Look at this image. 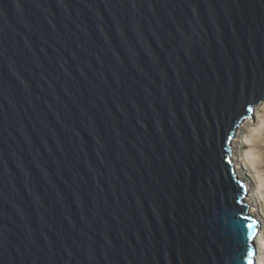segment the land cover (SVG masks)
<instances>
[{
	"label": "water",
	"instance_id": "1",
	"mask_svg": "<svg viewBox=\"0 0 264 264\" xmlns=\"http://www.w3.org/2000/svg\"><path fill=\"white\" fill-rule=\"evenodd\" d=\"M261 103L264 0H0V264H257Z\"/></svg>",
	"mask_w": 264,
	"mask_h": 264
},
{
	"label": "rangeland",
	"instance_id": "2",
	"mask_svg": "<svg viewBox=\"0 0 264 264\" xmlns=\"http://www.w3.org/2000/svg\"><path fill=\"white\" fill-rule=\"evenodd\" d=\"M244 122L233 147L239 175L249 187L251 212L260 223L259 264H264V103L257 105L253 117Z\"/></svg>",
	"mask_w": 264,
	"mask_h": 264
},
{
	"label": "snow or ice",
	"instance_id": "3",
	"mask_svg": "<svg viewBox=\"0 0 264 264\" xmlns=\"http://www.w3.org/2000/svg\"><path fill=\"white\" fill-rule=\"evenodd\" d=\"M248 111H252L251 108L248 109ZM251 219V218H247ZM256 226V221L252 220L248 225H247V239H246V255L247 257H253L254 256V250L251 246V241L254 239V232L253 229ZM249 264H253L252 260H249Z\"/></svg>",
	"mask_w": 264,
	"mask_h": 264
},
{
	"label": "bare ground",
	"instance_id": "4",
	"mask_svg": "<svg viewBox=\"0 0 264 264\" xmlns=\"http://www.w3.org/2000/svg\"><path fill=\"white\" fill-rule=\"evenodd\" d=\"M246 122V121H245ZM244 122V123H245ZM247 123V122H246ZM241 128V127H240ZM239 169V167H237V163H235V169H236V171H237V173H239V171H238V169ZM246 184V183H245ZM246 186H247V184H246ZM247 188L249 189V187L247 186ZM249 191V190H248ZM249 193V192H248ZM249 200V196H248V198H247V201ZM251 209H252V205H251ZM253 212V211H252ZM256 220H257V222H258V229H260V223H259V221H258V219L256 218ZM257 243H258V245L260 244V234L258 235V237H257ZM256 259H257V264H259V262H260V259H261V257H260V254L258 253V255L256 256Z\"/></svg>",
	"mask_w": 264,
	"mask_h": 264
}]
</instances>
